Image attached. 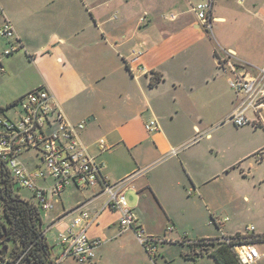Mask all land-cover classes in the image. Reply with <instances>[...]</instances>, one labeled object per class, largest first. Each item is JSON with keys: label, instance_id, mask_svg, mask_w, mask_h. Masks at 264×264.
Instances as JSON below:
<instances>
[{"label": "crops", "instance_id": "1", "mask_svg": "<svg viewBox=\"0 0 264 264\" xmlns=\"http://www.w3.org/2000/svg\"><path fill=\"white\" fill-rule=\"evenodd\" d=\"M203 1L207 0H0L20 38L23 52L16 59L25 60L36 74L28 92L46 85L70 120L86 121L81 139L95 160L104 165L103 173L110 181L139 173L129 188L138 194L142 227L147 234L167 238L159 244L155 257L142 250L143 262L131 261L129 250L132 255L136 234L121 229L119 211L103 208L107 194L100 186L71 184L58 201L55 198L47 230L42 211L46 237L47 231L56 233L53 245L47 237L53 253L59 233L77 214L73 209L82 205L99 214L88 230L90 238L102 239L93 264H115V259L158 264L160 255L163 264H169L174 258L167 256L169 248L164 250L168 243L180 245L181 264H217L209 251L195 259L186 257L194 250L176 238L180 212L172 208L170 199L183 197L197 204L200 211L202 204L209 210L204 185L228 180L235 169H241L242 162L217 164L208 132L240 101L241 96L228 86L232 72L227 62L239 61L252 68L264 65V51L259 58L247 57L226 35L229 22L237 20L249 41L259 39L258 44L264 46V0H239L244 6L239 16H233L224 0H213L212 26L219 23L221 43L213 42L193 10ZM168 14L176 18L166 17ZM10 44L11 40H0V52ZM135 57L138 59L133 61ZM205 58H210L214 73L199 71ZM0 59L3 71L7 65L13 72L12 60ZM28 92L15 95L9 104ZM152 119L160 128L148 131L146 124ZM253 124L264 128V116ZM197 131L205 132L204 142L189 146ZM102 138L107 142L106 150L99 147ZM174 147L179 148L178 153L168 156ZM26 153L35 154L36 170L41 159L34 151ZM241 173L244 178L251 169L242 168ZM73 198L74 203L69 204L67 199ZM169 221L176 225L172 231L167 230ZM212 221L222 230L227 222L218 224L214 216Z\"/></svg>", "mask_w": 264, "mask_h": 264}, {"label": "built area", "instance_id": "2", "mask_svg": "<svg viewBox=\"0 0 264 264\" xmlns=\"http://www.w3.org/2000/svg\"><path fill=\"white\" fill-rule=\"evenodd\" d=\"M243 2L244 0H240ZM213 0L199 2L193 6L200 24L210 30L212 26ZM166 17L175 19V14ZM2 25L0 36L11 40L10 46L5 49L4 55L9 56L20 49V38L12 21L0 6ZM146 19V16L143 17ZM135 57L133 61H136ZM232 75L229 78L230 87L241 97L239 104L225 119L236 126H245L262 120L264 109V65L258 68L247 66L243 62H227ZM0 70H4L0 59ZM15 105L20 106L18 120L0 116V161L10 171L13 180L21 188H31L34 191L32 201L42 210H52L55 207V198L71 184L80 186H100L107 194V201L103 208H109L121 213L119 219L122 230L131 229L135 232L138 241L146 249L151 258L158 253V246L167 241L163 236L147 234L142 227L140 215L135 208H131L125 197V192L131 182L139 175L132 174L122 180L112 182L103 173V164H100L89 153L87 146L81 139V132L86 127V121L73 122L57 102L53 92L46 85L40 86L17 100ZM250 113L254 115L250 117ZM160 128L157 120L152 119L146 124L148 131ZM101 150L108 148L104 138L100 139ZM34 151L41 159L36 170H29L22 156ZM179 148H172L168 156L176 155ZM258 161L264 159V151L256 154ZM37 179L48 180L49 186L37 184ZM77 212L74 219L65 231L58 235L57 246L60 252L53 254L55 264H65L69 257L77 260L78 264H93L96 257V248L102 244V239H92L88 234L90 226L98 217L97 212H91L78 205L73 209ZM229 219L219 220L223 224ZM173 225L167 230L172 231ZM255 225L247 228V233L235 235L224 234L216 237L219 241L231 245L238 264H260L264 259L263 234H256ZM185 235V242L193 240ZM211 239V238H208ZM21 259L0 260V264H20Z\"/></svg>", "mask_w": 264, "mask_h": 264}, {"label": "rangeland", "instance_id": "3", "mask_svg": "<svg viewBox=\"0 0 264 264\" xmlns=\"http://www.w3.org/2000/svg\"><path fill=\"white\" fill-rule=\"evenodd\" d=\"M224 2L227 4V7L232 10L233 16H239L240 11L244 8V6L240 4L239 0H224ZM229 24L230 25L226 30L228 34L226 35L228 38H232V41H235V48L247 57H261L264 51V46L258 44L259 39L249 41V36H246L247 32L239 21L233 20L232 22H229ZM218 25L219 23L214 22V27L208 30V35L213 38L212 40L214 43H216V41H220V43L223 41L221 39V35L219 34ZM0 40L6 41L8 39H4V37L0 36ZM5 49L6 48L4 47L1 49L0 57H2V59H11L14 68L12 72L9 70L8 66L5 65L7 70H0V95L2 105L0 116L18 120L20 106L13 105V103L9 104V101L19 93L28 92L36 74L28 63L25 62V60L16 59L18 54L23 52L22 49H18L8 57L4 55ZM209 59L205 58L204 63H202L199 67V71L204 73L206 72L207 74H210V72L214 73L215 70ZM7 75H9V77H6ZM250 117L253 118L254 115L250 113ZM225 119L226 118H224L223 121L218 122V124H215L208 132L210 134L209 139H212L213 141V150L215 152L216 162L219 166H233L242 162L241 169L243 168L245 171L251 169V174L245 173V177L243 178L241 169H235L229 176L228 180L220 181L217 179L212 184H205L203 191L204 195L208 199L207 202L209 210H205L202 204V210L200 211L197 204L191 203L183 197L181 200L171 198L172 208L180 212V224H177L179 234L176 238H178L181 243L183 241L182 238H184L185 235L188 236V239L195 240L202 235H214V237L221 238L224 234H226L224 232H227L228 234L238 231L240 233H247V228L250 225H255L257 229L255 231L256 234L264 233V161L262 160L263 162H260L256 158V154L258 152L264 151V128L256 127L253 123L239 127L232 122H226ZM224 121L225 123H223ZM202 130H204V128H202ZM205 138L206 134L204 131H197L196 136L194 137L195 141L191 140L189 142V146H192V144L197 141L204 142ZM34 156L35 154L33 153H26L22 156V160H24L31 170H33L36 164ZM51 183V179H37L38 185L48 184L47 186H49ZM16 190L19 193L22 191L21 195L23 197L33 199L34 191L31 188H20ZM125 197L129 207L136 208L139 212L138 194L133 191V189L128 188L125 192ZM59 199L60 197H57L56 201ZM74 201V198L67 199L69 204L74 203ZM42 211L44 212L43 216L45 217L46 222L45 229L47 230V221L50 217H52L54 212L47 210ZM212 215L218 221L227 218L229 219L224 225V230L217 228L216 224L212 221ZM170 224L173 225L174 223L170 222ZM47 237L51 245H53L56 241V233L53 231H47ZM136 240V245L132 244V255L128 249L130 255L129 259L131 261L142 263L144 256L141 255L144 253H146L148 257H150V255L140 244L137 236ZM5 244H8L9 251L13 242H5L0 247H3ZM179 246L180 245H173L171 243L165 245L164 250L169 248L167 251L169 254H167V256L174 258V260L169 261V264H181L179 259ZM258 246L261 250L264 249L260 244H258ZM54 251L55 252L53 254H57L60 251L56 244ZM121 251L122 250H119L118 252ZM115 260V264H130L129 261L125 262L122 261V259ZM157 261L158 264L165 263L163 255L158 256ZM66 263L78 264L77 260L73 257H69ZM131 264H133V262H131ZM260 264H264V259L260 262Z\"/></svg>", "mask_w": 264, "mask_h": 264}, {"label": "trees", "instance_id": "4", "mask_svg": "<svg viewBox=\"0 0 264 264\" xmlns=\"http://www.w3.org/2000/svg\"><path fill=\"white\" fill-rule=\"evenodd\" d=\"M16 103L17 101L13 105ZM0 166V246L5 242H13L11 249L0 255V260L20 258V264H55L52 258L53 248L43 229L42 209L16 190L21 187L1 161ZM4 227L7 237L2 241ZM260 237H264V234ZM186 243L194 250L186 253L187 258L195 259L209 251L217 264H238L231 245L226 242L214 238H200ZM3 247H0V251Z\"/></svg>", "mask_w": 264, "mask_h": 264}, {"label": "water", "instance_id": "5", "mask_svg": "<svg viewBox=\"0 0 264 264\" xmlns=\"http://www.w3.org/2000/svg\"><path fill=\"white\" fill-rule=\"evenodd\" d=\"M4 235L1 237V240L4 241L7 237V230L6 228L4 227ZM8 250V245H4V247L2 248V250L0 251V255H4Z\"/></svg>", "mask_w": 264, "mask_h": 264}]
</instances>
